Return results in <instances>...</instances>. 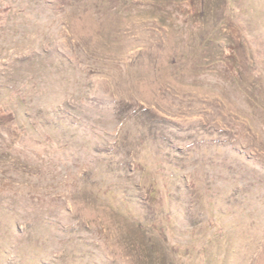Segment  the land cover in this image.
<instances>
[{
	"label": "rangeland",
	"instance_id": "rangeland-1",
	"mask_svg": "<svg viewBox=\"0 0 264 264\" xmlns=\"http://www.w3.org/2000/svg\"><path fill=\"white\" fill-rule=\"evenodd\" d=\"M0 106V264H264V0H0Z\"/></svg>",
	"mask_w": 264,
	"mask_h": 264
},
{
	"label": "trees",
	"instance_id": "trees-1",
	"mask_svg": "<svg viewBox=\"0 0 264 264\" xmlns=\"http://www.w3.org/2000/svg\"><path fill=\"white\" fill-rule=\"evenodd\" d=\"M6 114V110H5V108L4 107H2V106H0V123H12L13 122V119H10V114H8V115H5ZM4 119H6V121H4ZM12 136L13 137H16V138H18L19 136H18V131H12Z\"/></svg>",
	"mask_w": 264,
	"mask_h": 264
}]
</instances>
